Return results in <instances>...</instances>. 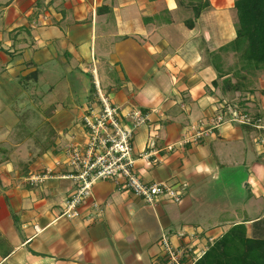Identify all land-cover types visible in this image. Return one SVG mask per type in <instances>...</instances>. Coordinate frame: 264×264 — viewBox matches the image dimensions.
I'll return each mask as SVG.
<instances>
[{"label": "crops", "instance_id": "crops-1", "mask_svg": "<svg viewBox=\"0 0 264 264\" xmlns=\"http://www.w3.org/2000/svg\"><path fill=\"white\" fill-rule=\"evenodd\" d=\"M177 2L0 0V243L7 246L0 253V264H174L169 259L162 261L166 258L160 246L162 234L171 238L177 259L180 243L188 235L185 232L179 237L180 225L191 231L190 240L196 238L204 246L212 241L211 231H195L187 213L197 207L195 196L206 187L208 177H228L223 166L229 163L233 151L239 156L248 153L247 159L254 163L242 170L245 177L239 181L241 187L251 185L250 200L264 197V108L254 102L253 114L259 120L249 130L230 121L213 124L218 107L231 106V100L225 102L208 87L215 74L206 71L214 77L203 80L197 73L196 66L203 62L201 58L206 55L202 50L206 48L198 42L187 48L189 39L176 36V30L169 41L167 29H179L174 18H165L159 24L154 23L156 17L152 18L182 8ZM103 4L109 10L96 12ZM196 21L190 31L197 27ZM54 61L64 74L55 72ZM46 64L52 69L49 79L39 73ZM35 70L40 76L35 81L27 80L28 84L48 83L50 93L55 87L53 76L58 84L64 81L61 93H65L64 98L69 96L67 105L61 101L62 110L53 109V136L76 127L88 107L97 108L95 81L120 114L141 112L144 120L133 128L134 168L148 184L172 185L180 193L179 200L163 196L154 205L148 204L127 189L120 178L102 179L92 185V195L80 205L78 217H59L60 203L72 191L73 182L50 179L34 187L24 184V178L36 172L33 165L38 158L15 162L1 138L9 130L15 131L13 126L22 113L18 109L5 114L8 106L4 102L18 99L26 91L23 85L13 84V77L27 78ZM72 73L82 85L79 101H75L76 93L71 95ZM259 90L264 95V90ZM244 101L248 109L249 99ZM57 117L65 119L58 123ZM123 120L131 125L129 117ZM197 133L201 137L197 138ZM152 134L154 147H148ZM252 140L260 141V146L252 149ZM53 143L43 153L45 158L53 156ZM19 163L26 168L13 170ZM244 166L245 161H240L239 167ZM17 178H21L19 184L10 183ZM94 203L100 208L98 212ZM262 215L245 217L246 223Z\"/></svg>", "mask_w": 264, "mask_h": 264}, {"label": "rangeland", "instance_id": "rangeland-1", "mask_svg": "<svg viewBox=\"0 0 264 264\" xmlns=\"http://www.w3.org/2000/svg\"><path fill=\"white\" fill-rule=\"evenodd\" d=\"M210 2V6L203 10L201 13L200 18L196 21L197 27L194 29V31H190L185 24L184 21L188 18H192V10L189 7H186L184 5H181L182 8L175 10V12L171 13L169 15L168 12H162L159 16L155 15L152 18H155L154 23H158L160 20H163L165 18H174V24L178 25L177 29L174 26H171L167 29L166 37L171 40V37H174L175 30L177 32L176 36L178 34L180 35V38L189 39L187 41L186 47L192 49V45L196 44L198 42V45L203 48L207 47L208 49H218V47L228 43L231 39L234 38L235 35V27H236V12L233 7V1L234 0H208ZM231 31V34H230ZM30 35V34H29ZM207 45V46H205ZM205 49L202 50V55L205 56V58H201L203 62H201L200 65H197L199 71H197L198 75L203 78V80H209V78H213L210 76L211 74L217 75V71L215 70V67L212 64L213 62H218L217 56L215 58H211L208 60L207 52ZM214 50V51H215ZM220 54V52H219ZM64 58V57H63ZM27 59V58H26ZM65 59V58H64ZM221 63L222 67H220L223 71H228V75L226 77H229L232 82L236 81V78L234 77L233 72L236 71L237 68H239V60L238 55L231 51H224L221 52ZM205 61V62H204ZM51 62V61H50ZM205 63V64H203ZM54 68H56L55 72L59 75L60 73L64 74V70H61V66L57 61H54L53 63ZM44 68H40V72L44 74V78L49 79L51 65L46 64V66H43ZM47 70V71H46ZM206 71H209V74H206ZM48 73V74H47ZM38 75V73H37ZM31 77V79H27L22 76H16L13 77V84L23 85V89L26 88V91H24L22 97L18 95V99L10 100L9 98L4 102L6 106H8L7 110H5V114L9 111L17 112L18 109L22 110V113L20 114V120L16 124V126H13V129L15 131H8L6 133L7 135L3 136L2 143L5 146H9L7 149L8 152L12 153V157L15 162L24 163L26 161H29L30 159L36 160V164H34L33 170L36 171L35 173H40V171L46 170V168L53 167V160H61L65 158L66 150L64 147L68 144H76V143H82L85 139L84 130L81 128V126L78 124L76 127L70 128L71 131H68L69 129H62L61 131L56 132V136H53L54 134V128L52 124V115L53 109L56 111L62 110L61 101L63 103H67L69 101V96L64 98L65 93H61L62 87V80L61 83L58 84V81L55 82L54 77L52 76V85H54L53 92L48 93L47 91L49 89L48 83L41 82L40 81L36 84L30 82L28 84V81H35L38 76ZM66 75V74H65ZM73 76H75L73 73L70 74L69 80L70 82V89H71V95L74 96L76 93L75 101L80 100V89L82 85L80 84V81H77ZM23 78V79H22ZM51 78V77H50ZM86 78V77H85ZM216 78V77H215ZM89 81V79H87ZM222 80L223 78L218 79V85L219 88L215 89L210 82H208V87L215 91V93H218V97H224L225 102H238L241 100L249 99V102L247 103L249 114L247 117H235L236 114H238V109L235 111V107L228 105H220L221 107H218L216 111L215 120L214 123H223L226 121H230L237 124H241L242 121L250 120L252 117V114L255 111L254 102H258L259 106L264 108V95L260 93V89L264 90V70L263 69H255L252 74H248V79L246 82L247 89L246 91H230V90H222ZM88 83V82H87ZM61 85V86H60ZM85 85H87L85 83ZM90 85V84H88ZM253 89L254 91L252 93L248 92L249 89ZM17 94H21L16 93ZM15 96V94H14ZM33 98V101L31 99ZM227 102V103H228ZM23 103V105L21 104ZM79 103V102H77ZM67 105V104H66ZM100 105V104H99ZM55 107V108H54ZM39 108V110H37ZM84 112V111H83ZM85 113V112H84ZM83 113V114H84ZM231 113V114H230ZM95 114H97L95 112ZM230 114V116L228 115ZM7 115V114H6ZM65 118L57 117L56 122L62 123ZM231 119V120H230ZM52 125V127H51ZM75 125V124H74ZM60 130V129H59ZM15 132V133H14ZM20 140L18 141L16 137ZM152 137L154 138V134H152ZM251 139V138H250ZM53 141H55L53 143ZM53 143L54 146V154L53 156H50L51 162H49V159L44 157L43 153H46L50 148V143ZM252 145V149L254 146L258 148L260 146V141L252 140L250 141ZM52 145V144H51ZM48 147V148H47ZM47 148V150H46ZM40 149H42L45 152H39ZM52 151V150H51ZM3 155V154H2ZM1 155V156H2ZM230 160L228 164H225L224 170L227 169L225 179H216L215 174L211 175L207 178V185L205 188H201L198 193L195 196V203L196 206L195 210L192 212L187 213V219L191 222V224L194 225L196 228L195 231L198 233H201L204 229L211 231V237L214 239L220 234H222L229 225H232V223H238L244 221L245 217L248 219H251L256 213H263L264 214V197H260L259 200L254 201L253 199L250 200V197L253 195V190L250 188L251 185H249L247 188H242L240 184V179L245 177V174L242 172L246 171L250 165H253V161H249L247 158H249V154L247 153L246 156L241 155L239 156L237 151L231 152ZM241 157V158H240ZM245 161L244 168L239 167L240 161ZM14 164L13 170H16L18 167L19 170L22 171L24 165L22 164ZM47 163V164H44ZM252 163V164H251ZM43 164V165H42ZM247 166V168H246ZM63 166L61 165H55L54 166V174L58 175V173H63ZM13 170L11 172H13ZM223 170V171H224ZM218 171V170H217ZM41 174V173H40ZM21 179V178H20ZM17 178L16 180L11 179V184H19L20 180ZM50 179H61L56 177H48L44 182H42L41 185L45 184L47 180ZM67 179V178H62ZM22 183V182H21ZM23 183L27 185L26 180L24 178ZM264 184V180L261 182ZM23 185V184H21ZM26 187V186H25ZM32 187V186H30ZM34 187V186H33ZM26 189V188H25ZM27 190V189H26ZM264 192V188L262 190ZM64 198V197H63ZM63 202V201H62ZM60 203V205L62 204ZM60 210V208H59ZM248 216H245L246 214ZM264 215H262L263 217ZM65 218V217H64ZM66 219V218H65ZM251 222H247L245 225L247 226L248 233L250 234L251 231ZM184 227L186 225L181 226L180 230L185 233L188 232L187 238L184 239L180 246H186L185 250L190 247H195V254L200 253L201 249H203L205 246L203 242H199L196 240V238L193 240H190V233L191 231H187ZM216 229V230H215ZM185 236V235H184ZM183 236V237H184ZM212 239V240H213ZM171 241V238H169V242ZM2 243V242H1ZM4 243V242H3ZM2 243V244H3ZM0 244V253L3 254V250L7 248L6 245ZM170 245H172L170 243ZM173 246V245H172ZM197 249V250H196ZM161 251V250H160ZM162 251H164L162 249ZM186 253V252H185ZM186 264V263H184Z\"/></svg>", "mask_w": 264, "mask_h": 264}, {"label": "built area", "instance_id": "built-area-1", "mask_svg": "<svg viewBox=\"0 0 264 264\" xmlns=\"http://www.w3.org/2000/svg\"><path fill=\"white\" fill-rule=\"evenodd\" d=\"M95 84V95L100 105L97 108H87L89 114L84 115L83 127L89 129V132L84 130V141L66 145L64 159H54L53 167L46 168L41 174H29L25 177L26 183L38 186L48 177L70 179L74 187L59 206L58 214L59 217L67 219L79 216L80 205L92 195V185L102 179L120 178L127 189L148 204L154 205L163 196L178 201L180 193L172 185L162 182L148 184L139 177L134 168L133 128L144 119L136 111L120 114L119 108L101 93L98 83ZM123 117H129L132 124H126ZM147 146L154 147L152 135L147 140ZM55 165L63 166V173L55 175ZM93 206L96 212L100 210L96 203ZM178 235L183 236V233ZM160 246L170 261H177V250L170 245L165 233L160 238Z\"/></svg>", "mask_w": 264, "mask_h": 264}, {"label": "trees", "instance_id": "trees-1", "mask_svg": "<svg viewBox=\"0 0 264 264\" xmlns=\"http://www.w3.org/2000/svg\"><path fill=\"white\" fill-rule=\"evenodd\" d=\"M176 1H178V5H184L192 10V18L184 21L185 26L189 29L193 28L195 21L200 17L202 11L210 6L208 0ZM233 7L236 12L234 38L218 47L215 51L207 50V57L209 60L217 56L219 60L218 62L212 61L217 75L216 78L212 79L211 84L214 87H218V79L220 77L223 78L222 90L242 92L248 90L245 82L248 79V74H252L255 69L264 70V0H234ZM108 10L109 7L103 4L96 9V12L101 13L107 12ZM224 51H231L238 55L240 65L233 72V74L235 73V82H232L229 77H226L229 74L228 71H223L220 68L222 67V64H220L222 61L221 52ZM36 75L37 72L35 70L31 72L29 77H36ZM29 77L27 79H31ZM253 91L250 88L248 92L252 93ZM232 106L235 107V111L238 109V114L235 117L245 118L249 114L244 100L231 102V108ZM84 112L79 121V125L83 130L89 132V129L83 127L84 115H88L89 111L86 109ZM230 114L228 115L230 116ZM140 117L144 119L141 112ZM258 120L257 115L252 114L250 120L238 125L249 130L257 125ZM196 137L199 138L201 136ZM39 152H43V150L40 149ZM247 220L245 219L242 222L230 225L222 234L212 241L207 242L197 256L194 253L195 247H190L185 250L186 246H180V258L174 264H264V216L257 217L252 221L250 234L245 225ZM1 242L3 243V241ZM168 259L166 255V258H162V261Z\"/></svg>", "mask_w": 264, "mask_h": 264}, {"label": "clouds", "instance_id": "clouds-1", "mask_svg": "<svg viewBox=\"0 0 264 264\" xmlns=\"http://www.w3.org/2000/svg\"><path fill=\"white\" fill-rule=\"evenodd\" d=\"M96 82V81H95ZM98 88H99V86H98ZM96 89V88H95ZM95 94H96V92H95ZM107 96V95H106ZM97 102V101H96ZM231 120V119H230Z\"/></svg>", "mask_w": 264, "mask_h": 264}, {"label": "bare ground", "instance_id": "bare-ground-1", "mask_svg": "<svg viewBox=\"0 0 264 264\" xmlns=\"http://www.w3.org/2000/svg\"><path fill=\"white\" fill-rule=\"evenodd\" d=\"M170 1V3H171V0H169ZM230 34H231V31H230Z\"/></svg>", "mask_w": 264, "mask_h": 264}]
</instances>
